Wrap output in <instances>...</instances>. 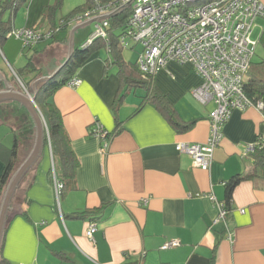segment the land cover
<instances>
[{
	"label": "crops",
	"instance_id": "0c3cea01",
	"mask_svg": "<svg viewBox=\"0 0 264 264\" xmlns=\"http://www.w3.org/2000/svg\"><path fill=\"white\" fill-rule=\"evenodd\" d=\"M83 1L62 0L56 17ZM52 2L27 0L13 14L12 27H36L44 6ZM65 2L71 5L60 14ZM94 17L67 22L64 42L46 40L30 47L35 57H46L45 64L38 65L42 75L64 62L69 40L73 50L92 38L95 30L91 24L97 23ZM49 28L45 23L39 29ZM252 34L255 52L259 47L261 54L252 60L260 61L264 58L263 17L255 20ZM25 50L28 48L20 40L9 37L0 54L7 64L19 68ZM122 56L131 62L137 59L134 54L126 57L124 51ZM108 57L106 49L93 53L74 74L80 83L62 85L50 97L78 159L74 187L56 191L55 181L59 182L51 148L49 143L43 144L39 158L12 196L7 215H17L5 232L2 257L6 263L2 264H264V166L256 167L254 158L245 153L247 144L264 137L262 108L252 105L231 111L210 168L203 170L193 165L187 153L175 149L177 142L208 140L209 113L215 104H202L194 97L192 91L202 81L195 69L170 62L153 78L180 120L192 122L190 128L180 131L149 101L137 110L143 89L141 93L138 88L128 91L114 110L121 86L117 68L106 67ZM96 124L110 135L104 151V142L90 133ZM2 125L12 124L0 108ZM11 131L17 136L14 126ZM17 139L18 167L27 153L21 154V137ZM33 139L27 138L28 153ZM262 153L264 156V148ZM2 169L0 159V174ZM251 173H255L251 178H242ZM235 176L242 179L233 188L225 218L218 219L219 204L225 205L226 183ZM85 211L92 213L74 217ZM91 222L95 231L88 238L86 229ZM169 240H177L179 245L162 249Z\"/></svg>",
	"mask_w": 264,
	"mask_h": 264
},
{
	"label": "built area",
	"instance_id": "2783aa9c",
	"mask_svg": "<svg viewBox=\"0 0 264 264\" xmlns=\"http://www.w3.org/2000/svg\"><path fill=\"white\" fill-rule=\"evenodd\" d=\"M128 29L121 36L140 41L142 50L137 57L139 70L144 74H155L170 62L190 64L202 81L192 91L202 104L210 101L215 106L209 113V136L205 143L177 142L175 149L187 153L194 166L208 170L214 149L222 138V126L234 109L244 110L255 105L262 108L260 101L254 103L243 90L250 62L255 53L256 41L251 38L255 20L264 18V5L260 0H110L104 4L96 2L88 12L70 21L83 20L107 14L128 4ZM107 19L96 23L93 37L106 36ZM52 30L35 27L12 29L8 37L20 40L24 45H33L47 39ZM92 37V38H93ZM80 83L78 77H71L66 85ZM91 135L102 140L101 151L107 147L109 133L99 124L94 125ZM264 147V137L247 144L245 153L250 155ZM58 191L61 185L55 181ZM211 200H215L210 195ZM227 209L219 204L218 219H224ZM95 224L86 229L88 238L93 237ZM231 240V233L227 237ZM179 245L177 240L162 244L166 249Z\"/></svg>",
	"mask_w": 264,
	"mask_h": 264
},
{
	"label": "trees",
	"instance_id": "16d2710c",
	"mask_svg": "<svg viewBox=\"0 0 264 264\" xmlns=\"http://www.w3.org/2000/svg\"><path fill=\"white\" fill-rule=\"evenodd\" d=\"M26 1L27 0H0V48L9 38L8 33L14 29L12 27L13 14ZM108 1L110 0H84L83 3L75 6L67 14L58 19L56 15L62 6V0H53L52 3H48L46 6H44L40 22L35 27L39 29L42 27V25L48 23L50 25L49 29L52 30V34L49 38L38 41L35 44L46 40L50 41V44L60 41L64 42L62 34L64 33L63 30L67 27V22L69 20L90 11L95 6L96 2L104 4ZM6 13L12 14L6 18ZM128 15L129 9L108 18L107 25L105 26V37L92 36L93 38H91L87 43L80 47H75L72 50L71 57L64 64V66L61 67L50 80L41 82L37 85L35 103L42 114L47 128V132L44 133V145L48 143L50 145L54 163L55 177L62 189L64 187H74L73 181L76 168L78 167V159L70 146L69 138L65 134L61 116L55 105L50 101V97L58 87L65 85L66 81L74 76L76 70L96 51L106 49L109 52V57L105 60L106 67L109 65H114L117 68V75L119 77L121 87L120 91H118V95L114 99V110H116L115 108L119 106V102H121L122 98L128 91L141 88L144 90V95L141 96V103L137 110L141 107V104L143 105L144 102L149 101L160 110L164 117L176 129L183 131L190 128L192 125V122L188 124L180 120L175 108L169 103L166 96L154 86V74H143L139 70L137 59L135 62H131L126 61L123 58L122 52L124 46L121 44L120 38L126 29H128ZM261 43L264 46V38H262ZM35 44H23V48L30 49V47L34 46ZM33 57L35 56L31 55L27 64L13 70V73L10 72V70L8 71L4 68H0V75L4 77L7 82L15 89H22V87H18V78L22 85L30 90L31 82L34 79L42 76L41 68L38 66L40 64L33 63ZM3 87V82L0 80V90ZM243 90L252 102L256 103L260 101L263 105L262 110L264 111V58L260 61L251 60L250 67L243 84ZM31 138L33 137L31 136ZM263 148L256 149L250 154L254 158L256 167L264 166V156L262 153ZM0 159L3 162V169L0 174L1 200L5 186L10 176L17 168L18 162L20 160L18 155L17 136L13 135V143L10 146H6L0 142ZM254 174H246L242 178H251ZM242 178L240 176H235L226 183V209L231 199L233 188ZM89 213L92 212L85 211L82 213H76L74 214V217H82L83 215ZM15 215L17 214L8 213L7 215L0 243V264L6 263L2 257L4 236L10 219Z\"/></svg>",
	"mask_w": 264,
	"mask_h": 264
},
{
	"label": "water",
	"instance_id": "95a60500",
	"mask_svg": "<svg viewBox=\"0 0 264 264\" xmlns=\"http://www.w3.org/2000/svg\"><path fill=\"white\" fill-rule=\"evenodd\" d=\"M128 6L129 3L120 6L117 10H114L113 12L103 14L101 16H96L92 20L100 21L101 19L110 18L113 15L126 10ZM71 54H72V43L71 40H69L68 54L64 62L60 66H58L52 73L47 75H42L34 79L30 85L31 91H28L25 87H22L23 85H21L22 90L15 89L11 84L7 82V80L4 77L0 75V80L3 82L4 85V87L0 90V103L16 102L20 107H22L26 111L27 115L29 116L32 122L34 129V139H33L32 147L29 153L27 154L26 158L22 161V163L10 176L1 198L0 243L4 231V226L6 223L7 212L9 209L10 210L12 209L9 207L12 196L15 190L17 189L20 181L22 180L23 176L35 164V162L39 158L44 144V133L46 132V124L37 104L35 103L37 85L41 82L50 80L57 73V71H59V69L64 66V64L71 57Z\"/></svg>",
	"mask_w": 264,
	"mask_h": 264
},
{
	"label": "rangeland",
	"instance_id": "374dc122",
	"mask_svg": "<svg viewBox=\"0 0 264 264\" xmlns=\"http://www.w3.org/2000/svg\"><path fill=\"white\" fill-rule=\"evenodd\" d=\"M68 5H71V4L65 2V4L62 7V9L60 10V14H64L65 13L66 7H68ZM91 28L94 31L96 29V25H94V23L91 24ZM251 38L252 39L255 38L253 34H251ZM125 41L127 42V48H125L123 51H124L126 57L130 58V55L134 54L135 57L137 58V56L139 55L138 53H140L141 50H142L141 42L140 41H134L131 37H125ZM40 46H42V44H40ZM31 55H33V51H30L29 49L25 50L24 54L21 55L22 56L21 57V61H20L21 65L24 66L25 64H27L28 59L30 58ZM260 55H261L260 54V48L258 47L257 51L255 52V55L253 56V59H258L257 57H259ZM33 58H34V60H32L33 63H36V64L40 63L41 65L45 64L44 62L46 61L45 60L46 57L45 58H41V59L38 58V57H33ZM0 66H1V68H4V69H6L8 71L10 70V72H12V73H13V70L18 68L17 65H15V66L12 65L11 66V64H7L6 61L4 60V58H2L1 54H0ZM17 84L19 85L18 86L19 88L22 85V83L19 81L18 78H17ZM22 87H24V86H22ZM28 91H31V89L28 90ZM137 91L139 93L143 92V90L141 88H138ZM11 103L12 102H8V103L5 102V104L4 103H0V108H1L2 112H4V115H7V117L9 118V122L12 124V125H2V126H0V139L2 141H6L9 146L12 145V143H13V133L14 132L11 131V128H12V126H14V128L16 129V134H17L18 137H21L22 146L24 147V148L22 147L23 152H21V154L25 155V152L28 154L27 138L31 137V136L34 137V134H33L34 131H33V128H30L31 127L30 119H29V116L27 115V113L25 112V110L22 107H20L18 104L13 103V104H15V105H13ZM9 105L10 106H14V109L11 108ZM15 108H17L18 110H21L20 113L16 112ZM16 113H18V115ZM26 126L28 128H30L29 130H27V132H29V133H27L25 130L22 131V129L19 130L22 127L27 128ZM26 147H27V149H26Z\"/></svg>",
	"mask_w": 264,
	"mask_h": 264
},
{
	"label": "bare ground",
	"instance_id": "6f19581e",
	"mask_svg": "<svg viewBox=\"0 0 264 264\" xmlns=\"http://www.w3.org/2000/svg\"><path fill=\"white\" fill-rule=\"evenodd\" d=\"M118 8H116V10H117Z\"/></svg>",
	"mask_w": 264,
	"mask_h": 264
}]
</instances>
